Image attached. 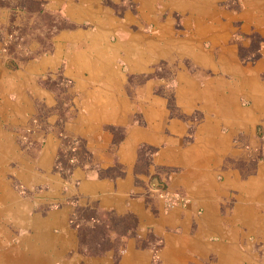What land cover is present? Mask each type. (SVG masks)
<instances>
[{"label": "crops", "instance_id": "0c3cea01", "mask_svg": "<svg viewBox=\"0 0 264 264\" xmlns=\"http://www.w3.org/2000/svg\"><path fill=\"white\" fill-rule=\"evenodd\" d=\"M147 1L151 0H143L145 4ZM222 1L230 2L163 0V37L145 36L136 43L131 36L128 49H136V59L126 54L122 57L133 73H146L151 69L152 48L161 45L163 51L157 53L169 63L179 59L183 65L184 58H189L191 65L199 63L219 73L215 78H203L206 72L202 70L196 78L182 67L177 72V107L187 115L199 111L200 123L173 120L140 126L112 121L117 99L111 96L122 93L123 82L111 83L110 74L118 65L121 49L106 40L100 44L82 41L86 33L79 28L61 32L55 53L25 68V73L39 75L65 64L64 75L74 76L81 85L87 78L103 81V95L107 97L97 96L91 102L98 107L95 113L104 115L94 118L97 123L65 125V134L87 139V148L97 160L96 170L78 166L67 178L56 171L62 141L55 132L48 135L42 147L28 149L16 136L8 135L3 121L11 113L9 104L4 105V111L0 108V264H264V141L257 132L259 127L264 129V123H259L264 121V59L254 68L244 67L238 54L227 50L228 42L215 41L218 50L201 51L203 43L199 39H181L175 29L177 22L191 28L197 24L196 32L213 35L216 25L225 27L217 16L232 15L221 10ZM52 4L76 24L96 22L94 4L88 5L86 0H53ZM239 13L250 16L257 31H264L263 3L252 13ZM141 16L154 22L145 14ZM108 27L106 23L100 25L98 36L105 37ZM120 46L124 48L122 43ZM87 71L89 77L85 76ZM16 76L0 66V97L7 99L10 85L21 102L17 108L26 115L32 102L23 84L17 86ZM6 77L13 83L9 84ZM243 100L250 101V106H244ZM10 124L22 128L27 123ZM109 126L126 129L116 153L124 174L116 178L98 172L111 162L106 155L112 145V135L106 130ZM30 142L38 145L39 140ZM142 144L158 148L153 162L163 167V191L151 193L144 171L137 170ZM9 174L17 176L33 196L20 195L9 183ZM41 185L47 191L36 194ZM173 195L177 200L171 206L168 196ZM30 200L37 205L59 202L64 206L47 216L37 208L30 216ZM77 207L83 215H91L82 217ZM126 216L134 224L128 234L115 232L121 241L117 259L113 250L90 253L80 228H98L108 225L107 217ZM151 235L156 245L160 244L157 251L149 243Z\"/></svg>", "mask_w": 264, "mask_h": 264}, {"label": "rangeland", "instance_id": "374dc122", "mask_svg": "<svg viewBox=\"0 0 264 264\" xmlns=\"http://www.w3.org/2000/svg\"><path fill=\"white\" fill-rule=\"evenodd\" d=\"M229 1L221 2V10L230 11L232 15L231 17L223 15V11H221L222 14L217 16V19H221L225 27L216 25L217 28L213 31V35L211 32L206 33L205 36L196 32L199 29L197 24L191 28V26L179 25L177 22L175 29L180 33L181 39H199L203 43L201 51L204 49L218 50V48H214L215 41L216 43L225 42V44L228 42L227 50L238 54L241 65L254 68L259 65L258 62L264 59V31H257L250 16L240 14L239 11L252 13L255 11V6H261L264 1ZM73 2H79V0H73ZM86 2L88 5L94 4L93 10L97 25L87 21L83 24L72 22L54 7L53 0H0V66L17 75V86L23 84L22 86L32 102L28 114L25 115L23 110L20 113L21 109L17 108V104L21 105V102L17 101L19 97L14 90L10 91L8 85L6 96L8 100L1 96L0 108L4 111V105L9 104L8 108L11 113L8 120L6 116V121L3 122L6 123L8 135L16 136L18 142L28 149L42 147L48 135L55 132V135L62 141L61 148L56 155V171L63 178L68 177L67 175L73 170L72 167L86 166L88 169H97L96 156L87 148V139L65 134V125L67 123H97L94 118L104 115L99 111L95 113V109L98 107L91 102L97 96L106 98L107 94L103 95L106 89L103 87V81L98 78H87L85 84L81 85L74 76L64 75L65 64H62L60 69L45 74L32 75L24 72L31 63H36L55 53L58 36L61 32L79 28L86 33V38H83L82 41L95 40L100 44L101 40H106L121 49L118 65H114L110 74L111 83L116 80L123 82L122 93L116 94L115 97L111 96L113 100L117 99L116 112H113L111 118L112 121H118L117 123L140 126L147 123H171L173 120H180L183 123H200L202 115L199 111L187 115L177 107L175 100L177 72L182 67L196 78H199V72L202 70L206 72L203 78L219 76V73L204 68L201 66L202 64L191 65L189 58H184L183 65H180L179 59L173 63L163 60V54L157 53L158 50L163 51L161 45L152 48L153 58L150 71L133 73L128 60L122 58L126 54L131 60L136 59V49L135 52L128 49V39L133 36L134 42L139 43L144 40L145 36L152 39H156L158 36L163 37V0H151L147 1V4L143 0H99V2L86 0ZM141 14L147 15L146 19L154 22H146ZM103 23L109 26V31L107 29L105 37L101 38L97 32ZM216 38L220 39L216 40ZM118 43H122L124 48L122 49ZM85 76L89 77L90 72L87 71ZM6 78L10 79L9 84L13 83L11 77ZM261 78L264 80L263 72H261ZM200 82L203 83V79ZM123 98L126 103L122 102ZM243 101H245L244 106H250V101ZM108 109L112 108L108 107ZM16 118L22 119L21 122L27 124L22 128L10 124L21 123L17 122ZM262 122L264 123V121L259 123ZM259 128L260 130L257 132L264 141V129ZM106 130L112 135V145L106 153L111 162L107 167L98 168V172L103 177H121L124 174V165L119 162L116 153L117 147L125 138L126 129L121 126H109L106 127ZM36 138L39 140L38 145L31 144L30 140ZM257 150L254 149L253 152H257ZM157 152L158 148L148 144H142L139 148L137 170L139 167L144 171V175L147 177L146 184L151 193H155V191L157 193L158 189L163 191V167L155 166L153 162V157ZM155 178L158 179L157 186L153 185ZM8 181L20 195L33 196L34 193L30 189H26L17 176L9 174ZM44 186L41 185L36 194L39 192L41 195L45 194L47 188ZM33 203L31 200L28 202L30 216L35 213L37 208L42 216H47L48 212L64 206V203L59 202L50 205L45 202H41L39 205ZM77 209L78 207L75 210L77 211ZM78 210L79 213H82V217L91 215L85 213L83 215L80 208ZM107 222L108 225H100L98 228L91 226L80 228V231L86 236L85 243L88 244L90 253L93 255L112 250L117 253L121 247V241L120 236L115 232L121 235L125 232L129 233V229L134 224V220L130 216L111 217L110 219L107 217ZM154 238L152 236L149 243H152V250L157 251L160 244L156 245L157 241ZM154 255L156 256V253ZM155 256L154 258L157 260ZM117 257L118 253L115 258L117 259Z\"/></svg>", "mask_w": 264, "mask_h": 264}, {"label": "bare ground", "instance_id": "6f19581e", "mask_svg": "<svg viewBox=\"0 0 264 264\" xmlns=\"http://www.w3.org/2000/svg\"><path fill=\"white\" fill-rule=\"evenodd\" d=\"M149 18H150V17H149ZM130 21H131V20H130ZM132 22H133V21H132ZM146 22H147V21H146ZM161 34H162V33H161ZM184 34H185V33H184ZM201 34H202V33H201ZM174 35H175V34H174ZM143 39H144V38H143ZM220 63H221V62H220ZM229 63H231V62H229ZM232 68H233V66H232ZM228 73H229V72H228ZM236 74H237V73H236ZM213 76H214V75H213ZM243 77H244V76H243ZM248 77H249V76H248ZM247 80H248V79H247ZM250 80H251V79H250ZM254 80H255V79H253L252 81H254ZM256 80H257V79H256ZM255 82H256V81H255ZM255 82H254V83H255ZM244 83H247V82L244 81ZM257 83H258V81H257ZM240 84H241V83H240ZM9 86H10V85H9ZM198 86H199V85H198ZM205 89H206V88H205ZM114 94H115V93H114ZM70 95H71V94H70ZM258 98H259V97H258ZM145 99H146V98H145ZM261 100H262V99H261ZM146 102H147V101H146ZM258 105H259V104H258ZM263 105H264V104H263ZM132 108H133V107H132ZM251 108H252V107H251ZM254 110H255V109H254ZM254 110H253V111H254ZM256 112H257V111H256ZM256 112H254V114H255ZM258 115H259V114H258ZM41 247H43V246H41ZM38 250H39V249H38ZM40 254H41V253H40ZM30 257H31V255H30ZM41 257H42V256H41ZM39 258H40V257H39ZM30 260H31V259H30ZM45 260H46V259H45ZM45 260H44V261H45ZM47 260H48V259H47ZM47 260H46V261H47ZM40 261H41V260H40ZM31 263H32V262H31Z\"/></svg>", "mask_w": 264, "mask_h": 264}, {"label": "built area", "instance_id": "2783aa9c", "mask_svg": "<svg viewBox=\"0 0 264 264\" xmlns=\"http://www.w3.org/2000/svg\"><path fill=\"white\" fill-rule=\"evenodd\" d=\"M168 198H169L171 206H174L176 203L177 197H175V195H173V196H168Z\"/></svg>", "mask_w": 264, "mask_h": 264}, {"label": "water", "instance_id": "95a60500", "mask_svg": "<svg viewBox=\"0 0 264 264\" xmlns=\"http://www.w3.org/2000/svg\"><path fill=\"white\" fill-rule=\"evenodd\" d=\"M159 183H158V179L157 178H155L154 180H153V185L154 186H157Z\"/></svg>", "mask_w": 264, "mask_h": 264}, {"label": "trees", "instance_id": "16d2710c", "mask_svg": "<svg viewBox=\"0 0 264 264\" xmlns=\"http://www.w3.org/2000/svg\"><path fill=\"white\" fill-rule=\"evenodd\" d=\"M38 1H39V0H38ZM72 169H73V167H72ZM125 234H128V233L125 232ZM125 234H124V235H125ZM122 235H123V234H122Z\"/></svg>", "mask_w": 264, "mask_h": 264}]
</instances>
